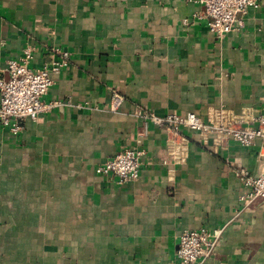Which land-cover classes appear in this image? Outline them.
Returning <instances> with one entry per match:
<instances>
[{
    "label": "crops",
    "instance_id": "crops-1",
    "mask_svg": "<svg viewBox=\"0 0 264 264\" xmlns=\"http://www.w3.org/2000/svg\"><path fill=\"white\" fill-rule=\"evenodd\" d=\"M258 1L219 38L198 0H0V68L28 41L32 66L53 48L70 55L41 97L51 106L19 135L0 124V264H176L180 232L219 226L202 264H264V199L242 206L235 170L264 173V138L217 143L183 127L171 153L173 134L141 115L222 110L252 124L264 101ZM126 147L145 150L136 179L95 172Z\"/></svg>",
    "mask_w": 264,
    "mask_h": 264
},
{
    "label": "built area",
    "instance_id": "built-area-1",
    "mask_svg": "<svg viewBox=\"0 0 264 264\" xmlns=\"http://www.w3.org/2000/svg\"><path fill=\"white\" fill-rule=\"evenodd\" d=\"M198 1L207 17L208 29L219 38L241 29L249 8L259 6L258 0ZM34 50V43L26 42L20 56L8 59L5 67L0 68V124L15 136L23 130L25 118L37 119L53 104L44 103L41 97L53 84V74L59 73L69 61L67 50L53 48L49 61L38 67L32 66ZM121 100L122 96L113 91L110 106L117 108ZM141 115L148 117L156 125L164 126L173 134L167 139L171 153H174L176 147V135L180 136L179 132L183 127L204 136L213 135L217 143L225 138H232L242 146H249L255 138H264V101L259 112L253 116L252 124L244 123L235 115H223L222 110L208 120L193 111ZM185 143L186 140L183 145ZM144 154L142 147H126L96 165L95 172L115 176L119 182L136 179L140 174ZM235 170L243 187L239 195L241 205L264 199V173L252 174L244 167ZM223 228L224 226L201 227L180 232L177 237L176 264H202L212 254Z\"/></svg>",
    "mask_w": 264,
    "mask_h": 264
},
{
    "label": "trees",
    "instance_id": "trees-1",
    "mask_svg": "<svg viewBox=\"0 0 264 264\" xmlns=\"http://www.w3.org/2000/svg\"><path fill=\"white\" fill-rule=\"evenodd\" d=\"M24 121V120H23Z\"/></svg>",
    "mask_w": 264,
    "mask_h": 264
}]
</instances>
